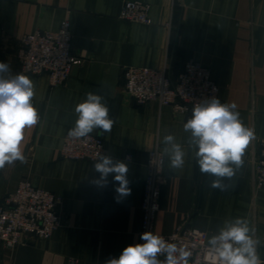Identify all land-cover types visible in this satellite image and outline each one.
<instances>
[{
    "label": "crops",
    "instance_id": "crops-1",
    "mask_svg": "<svg viewBox=\"0 0 264 264\" xmlns=\"http://www.w3.org/2000/svg\"><path fill=\"white\" fill-rule=\"evenodd\" d=\"M124 0H0V62L11 74L22 73L17 63L20 38L36 30L57 31L69 16L73 51L82 59L68 81L52 87L49 75L24 74L34 84L37 125L25 129L22 150L26 161L0 169V200L28 178L36 187L62 198L63 224L46 241L5 249L0 240V264H105L122 250L139 243L143 223L150 150L163 149L172 134L185 150V164L171 169L166 156L167 182L162 188L155 230L170 234L180 226L217 234L224 221L245 218L260 240L257 252L264 261V186L253 182L252 155L264 140V0H142L151 6V23L120 18ZM210 68L223 103H235L243 124L255 139L243 156L235 177L221 178L225 189H213L215 177L202 174L190 133L183 124L190 112H178L158 101L139 105L124 89V68H162L176 80L187 60ZM9 73H5L7 77ZM88 91L106 98L115 120L111 132L100 134L108 156L127 164L130 194L120 197L118 182L94 181L99 173L86 160L61 156L64 136L74 127L75 105ZM170 147V146H168Z\"/></svg>",
    "mask_w": 264,
    "mask_h": 264
},
{
    "label": "built area",
    "instance_id": "built-area-1",
    "mask_svg": "<svg viewBox=\"0 0 264 264\" xmlns=\"http://www.w3.org/2000/svg\"><path fill=\"white\" fill-rule=\"evenodd\" d=\"M120 18L142 24L151 23V6L142 0H124ZM72 23L67 16L59 30H36L20 38L16 58L22 73L49 75L50 85L65 84L75 65L82 62L73 51ZM124 89L139 105L158 101L170 105L178 112H190L195 104L217 97L222 102L219 85L210 68L191 58L176 80L169 73V66L150 68L128 66L123 71ZM223 103V102H222ZM108 155L105 140L96 134L75 139L64 136L61 156L71 160H86L95 164L97 154ZM253 182L256 188L264 186V140L252 155ZM164 149L157 145L150 150L147 161L145 192L142 201L143 223L140 235L152 231L166 241L186 247L192 252L189 264H210L207 256L208 233L205 230L180 226L170 234L155 230V220L160 210L162 188L167 182ZM63 200L53 192L36 187L28 179L20 180L14 191L0 200V240L5 249L14 250L19 244L49 240L63 224ZM164 259L163 255L159 257ZM72 258L69 264H77Z\"/></svg>",
    "mask_w": 264,
    "mask_h": 264
},
{
    "label": "clouds",
    "instance_id": "clouds-1",
    "mask_svg": "<svg viewBox=\"0 0 264 264\" xmlns=\"http://www.w3.org/2000/svg\"><path fill=\"white\" fill-rule=\"evenodd\" d=\"M5 73H9L6 77ZM8 63L0 62V169L16 161H26L22 150L25 129L37 125L40 116L33 104V81L22 73L11 74ZM99 91H88L85 99L76 104L74 127L68 136L87 138L94 130L100 134L111 132L115 120L109 115L106 98ZM235 103H222L212 97L192 108L191 117L183 124L190 133L188 145L195 150L196 164L202 174L215 177L210 187L223 191L226 185L221 178L231 180L243 165V156L255 139L253 129L246 127L236 110ZM164 152L170 159L171 169H181L185 164V150L172 134L163 137ZM170 146V147H168ZM94 170L99 178L97 185L106 186L108 177L118 182L115 191L120 197L130 194L126 163L111 156L97 154ZM143 243L126 246L118 258L111 257L105 264H189L191 250L165 240L152 231L140 235ZM260 240L256 229L245 218L224 221L217 234L207 240V256L210 264H264L258 255ZM164 257L161 260L159 257Z\"/></svg>",
    "mask_w": 264,
    "mask_h": 264
}]
</instances>
